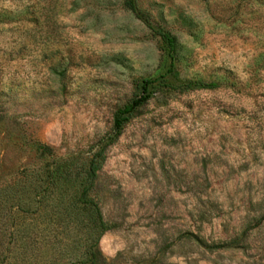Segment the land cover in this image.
Masks as SVG:
<instances>
[{
    "label": "rangeland",
    "instance_id": "rangeland-1",
    "mask_svg": "<svg viewBox=\"0 0 264 264\" xmlns=\"http://www.w3.org/2000/svg\"><path fill=\"white\" fill-rule=\"evenodd\" d=\"M125 1L0 0V186L33 173V207L41 192L27 254L6 264L82 246L63 218L90 217L76 200L93 159L105 264H264V0ZM159 30L180 80L216 86L173 81Z\"/></svg>",
    "mask_w": 264,
    "mask_h": 264
},
{
    "label": "trees",
    "instance_id": "trees-1",
    "mask_svg": "<svg viewBox=\"0 0 264 264\" xmlns=\"http://www.w3.org/2000/svg\"><path fill=\"white\" fill-rule=\"evenodd\" d=\"M125 5L132 13L139 15L135 0H126ZM157 33L162 42L164 52L171 60L168 73L171 75L173 81L179 82L184 90L205 89L216 86L215 84H206L201 81L180 80L179 73L175 71L173 65L175 52L174 39L164 30H159ZM156 81L150 79L143 80L140 87V96L116 111L113 117L114 138L119 136L124 124L129 120L132 113L150 99L152 95L151 91ZM41 148L42 151L39 156L50 153L49 148L44 146ZM97 170L98 166L93 159L88 174L89 185L82 188L76 200L77 203L82 205L83 210L89 211L90 217L88 220L84 218L80 219L74 213L76 206L67 207L68 210L64 211L63 220L66 224H72L78 230L79 228L82 229V235H84L83 247L80 245L81 236H78L72 241L71 247H66L64 244L65 240L62 239V243L64 244L63 256L65 258L68 257L67 264H105V260L98 250L97 245L100 237L109 227L104 222L96 203L87 198V194L96 179ZM37 181L38 177L32 173L30 177L25 175L23 181H10L0 186V264H6L9 260L16 263L21 261L27 254L26 241L30 239V233L25 225V218L37 214L39 212L38 207L41 206L40 200H36L39 199L37 197L41 195V192H35L34 195L38 207H33L32 200L29 201L33 191L37 187ZM72 213L74 214L72 215ZM66 227L67 229L71 228V226ZM71 251L79 254H71Z\"/></svg>",
    "mask_w": 264,
    "mask_h": 264
}]
</instances>
